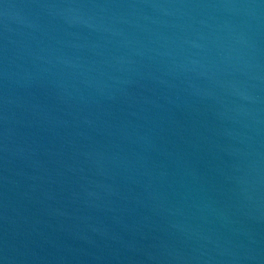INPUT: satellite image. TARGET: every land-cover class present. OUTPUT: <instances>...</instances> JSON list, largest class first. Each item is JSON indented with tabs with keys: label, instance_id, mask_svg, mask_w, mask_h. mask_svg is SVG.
<instances>
[{
	"label": "water",
	"instance_id": "water-1",
	"mask_svg": "<svg viewBox=\"0 0 264 264\" xmlns=\"http://www.w3.org/2000/svg\"><path fill=\"white\" fill-rule=\"evenodd\" d=\"M0 264H264V0H0Z\"/></svg>",
	"mask_w": 264,
	"mask_h": 264
}]
</instances>
